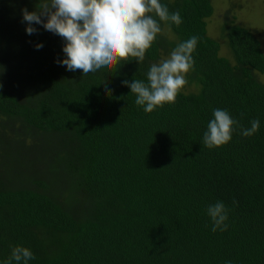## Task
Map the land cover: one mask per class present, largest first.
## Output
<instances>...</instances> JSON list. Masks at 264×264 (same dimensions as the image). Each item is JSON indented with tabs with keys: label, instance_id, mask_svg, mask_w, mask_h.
<instances>
[{
	"label": "trees",
	"instance_id": "16d2710c",
	"mask_svg": "<svg viewBox=\"0 0 264 264\" xmlns=\"http://www.w3.org/2000/svg\"><path fill=\"white\" fill-rule=\"evenodd\" d=\"M43 2L0 0V264L17 245L36 257L28 264H264V84L254 77L264 57L253 33L224 26L230 62L206 35L209 0H161L182 18L161 23L177 36L170 50L199 37L186 75L195 89L145 113L123 81L146 80L169 53L162 36L142 63L83 76L57 63L61 37L35 24L26 34L21 9ZM216 108L239 126L209 149ZM217 201L226 231L211 230Z\"/></svg>",
	"mask_w": 264,
	"mask_h": 264
},
{
	"label": "clouds",
	"instance_id": "9594fccd",
	"mask_svg": "<svg viewBox=\"0 0 264 264\" xmlns=\"http://www.w3.org/2000/svg\"><path fill=\"white\" fill-rule=\"evenodd\" d=\"M21 12L22 22L27 24L26 34L38 31L32 26L35 24L61 37L64 41L62 52L66 58L57 63L67 71L81 70L83 76L102 67L127 62L129 57L138 64L142 63L146 50L164 31L161 23L169 26L182 23L180 11L170 12L161 0H44L39 9L29 12L25 8ZM168 30H171L170 27ZM198 40V36H192L177 43L167 57L150 65L146 80L134 76L131 81H123L130 94L135 96V104L142 107L145 113H152L165 103L175 102L178 93L188 84L186 74L193 69L192 54ZM35 47L39 49L43 45ZM106 95H111L107 87ZM212 116L203 134V144L209 149L227 144L234 128L239 126L227 110L216 108ZM250 123V128L241 129L242 136L250 137L259 130L258 119ZM228 212L229 209L220 201L207 207L213 232L227 230ZM34 259L36 257L30 249L17 245L12 247L3 264H13V261L28 264Z\"/></svg>",
	"mask_w": 264,
	"mask_h": 264
},
{
	"label": "rangeland",
	"instance_id": "374dc122",
	"mask_svg": "<svg viewBox=\"0 0 264 264\" xmlns=\"http://www.w3.org/2000/svg\"><path fill=\"white\" fill-rule=\"evenodd\" d=\"M213 15L205 21L206 35L219 44V55L232 61L227 41L224 36V26L234 24L253 33L259 43L264 57V0H209ZM164 31L159 34L160 39L165 42L166 50L176 43L177 36L163 27ZM160 60L167 57L169 53L161 52ZM187 75V74H186ZM256 81L264 84V74H255ZM193 85H186L184 92H193ZM30 139H26L27 143ZM8 141H10L8 137ZM7 141V142H8ZM4 144V143H3Z\"/></svg>",
	"mask_w": 264,
	"mask_h": 264
}]
</instances>
